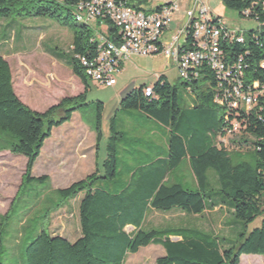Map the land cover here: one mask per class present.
I'll return each instance as SVG.
<instances>
[{"label":"trees","instance_id":"trees-1","mask_svg":"<svg viewBox=\"0 0 264 264\" xmlns=\"http://www.w3.org/2000/svg\"><path fill=\"white\" fill-rule=\"evenodd\" d=\"M223 2L239 11L241 16L242 10L249 5L242 0ZM77 3L78 0H0V21L47 18L72 29L71 51L61 57L85 87L83 94L65 98L45 112L34 111L17 96L10 64L0 56V151L27 159L26 185L44 180L32 177L42 149L54 129L70 122L74 113L84 106L92 81L76 55L93 58L97 55L98 44L92 42L93 28L73 19ZM260 18L264 20V13ZM108 23L110 38L115 40L117 31ZM236 49L250 52L247 57L252 65L249 71L254 73L255 69V75L260 76L264 43L257 45L248 38L245 45ZM182 85L193 105L187 114L181 108L178 89L165 76L152 87L155 97H147L145 89L148 87H141L128 94L120 104L121 110L141 112L166 129L164 153L155 161L132 170L120 181V137H112L103 164L105 175L100 176L97 168L87 178L58 191L56 211L83 196L79 204L81 237L70 242L53 235L48 228H41L25 248L24 260L13 264H125L130 255L151 245L162 246L166 252L157 264H241L244 255L264 256V110L260 109L264 108V97L255 111L242 113L247 128L239 144L253 145V151L247 155L219 145L220 134H225V112L215 103V81L211 72L202 73V78L193 85V94L185 83ZM102 110L100 104L98 119ZM94 129L98 146L102 136L100 126ZM112 129L115 135L122 136L116 132L114 124ZM184 161L189 163L195 179L192 188L178 180L177 174ZM211 171L217 178L215 186L209 178ZM171 175H176L173 181ZM219 206H226L231 212V224L236 227L233 238L199 226L144 228L150 210L178 208L186 215L198 217ZM9 217V214L0 216V254L4 248L1 227ZM256 221H260V225L250 230V225ZM128 227L134 231L129 233ZM0 264H4L1 257Z\"/></svg>","mask_w":264,"mask_h":264},{"label":"rangeland","instance_id":"rangeland-1","mask_svg":"<svg viewBox=\"0 0 264 264\" xmlns=\"http://www.w3.org/2000/svg\"><path fill=\"white\" fill-rule=\"evenodd\" d=\"M170 2L178 4L179 12L170 24L171 31L166 33L168 41L179 29L180 20L189 10L192 0H152V6L156 8ZM205 4L232 30L252 31L259 27L255 20L242 17L239 11L229 8L223 0H205ZM76 13L74 9L72 12L74 20ZM105 27L109 28L110 24L106 22ZM4 28L9 30L6 38L2 37ZM98 31H103L100 25ZM72 42V29L52 19L26 18L0 21V50L9 51L16 89L20 94L27 96L28 100L34 91L37 95L38 90L47 94L52 90L64 88V84L55 76L61 78L65 74L70 75V68H65V60L61 55L66 57L71 51ZM51 56L61 63L54 64ZM161 76H165L168 82L178 89L181 108L184 114H187L193 106L191 96L185 91L173 61L164 55L135 56L124 63V69L117 76L115 86L105 87L98 82L90 81L84 106L74 113L70 122L54 129L32 171L33 178L44 180L26 185L24 178L27 162L23 163L20 159L13 158L14 155L10 152L0 151V216L10 215L1 227L4 248L0 257L4 264L23 261L25 248L41 228H48L52 234L68 233L72 238L78 233L77 208L79 199L81 200L83 196L71 200L56 211L55 206L59 202L58 191L93 174L97 164L101 171L100 176H103V173L105 175L103 164L112 137H120L118 142L120 181H124L132 170L155 161L164 153L162 137L165 136L166 129L141 112L121 110L120 107L121 101L128 94L141 87H154ZM25 80L30 82L28 87H23ZM67 89L68 96L76 94L73 85L67 86ZM37 100L38 98L35 103L34 99H31V104L39 111H45L47 107L55 104L51 97L45 98V104ZM100 104L103 105V110L101 118L98 119ZM113 124L116 132L122 136L114 134ZM97 125L100 126L102 134L98 146L94 129ZM93 145L95 148L90 150ZM233 146L232 152L248 155L253 151V145H240L239 141H234ZM251 157L249 155V158ZM178 174L180 182H185L191 188L195 186V179L187 161L182 163ZM214 177L216 178L211 171L209 178L213 186L217 184V178ZM175 178L176 175L170 176L171 181ZM223 215L225 223L222 222L219 212H207L204 218H194L197 216L186 215L178 208L171 211L150 210L144 228L149 230L199 226L218 235L233 238L236 235V227L231 224L230 210L224 211ZM259 225L260 221H256L249 228L253 230ZM239 227L242 229L243 225ZM127 231L131 233L134 229L128 227ZM159 252L157 247L146 249L137 257L131 256L127 264L134 260L157 264L155 258L160 256ZM257 257L264 256L244 255L241 257V264H253L252 261Z\"/></svg>","mask_w":264,"mask_h":264},{"label":"built area","instance_id":"built-area-1","mask_svg":"<svg viewBox=\"0 0 264 264\" xmlns=\"http://www.w3.org/2000/svg\"><path fill=\"white\" fill-rule=\"evenodd\" d=\"M242 1L249 3L242 16L255 20L259 24L257 30H232L207 7L205 0H192L179 29L168 41L166 33L171 31L170 24L179 12L175 2L153 8L152 0H78L76 22L93 28L92 42L98 44V49L93 58L81 55L76 58L87 77L105 87L117 84L124 63L135 56L169 58L192 94L193 85L202 78V73L211 72L215 103L225 112V134H220L219 145L232 151L233 141L245 136L247 126L242 113L255 111L264 97V61L259 64L262 73L257 76L255 69L254 73L249 71L250 52L236 49L245 45L248 38L257 45L264 43V20L260 18L264 0ZM106 22L117 31L115 40L110 38ZM99 25L102 32L98 31ZM145 94L155 97L152 87L146 88Z\"/></svg>","mask_w":264,"mask_h":264},{"label":"crops","instance_id":"crops-1","mask_svg":"<svg viewBox=\"0 0 264 264\" xmlns=\"http://www.w3.org/2000/svg\"><path fill=\"white\" fill-rule=\"evenodd\" d=\"M9 25V23L7 24V26ZM2 37L3 38H6V37H8V35H9V30H6L5 28L2 30ZM8 52L9 51H7V52H2L1 50H0V56H2L9 64H10V67H11V70H12V76H13V86H14V90H15V92H16V94H17V96L20 98V100L24 103V104H26L27 106H29L32 110H34V111H38V112H45L46 110H48L50 107H52V106H54V105H57V104H59L63 99H65V98H69V97H76V96H79V95H81V94H83L84 93V90H85V87H84V85L81 83V81L78 79V78H76V77H74V75H73V73H72V70L70 69V75H64V76H62L61 78H59V77H56L55 75V78L57 79V80H59L62 84H64V88H61V89H58V91L55 89V91H50V92H47V94L46 93H44V91H42V90H38V94L36 95V91H34V93H33V95H31V99H34V102L36 103V98H38V100L37 101H39L40 103H42V104H45L46 103V100H45V98H52L54 101H55V104L54 105H52V106H49V107H47V109L45 110V111H39V110H36V108H34V106H32L33 104H31L32 102H31V99L29 98V100L27 99V96H24V95H22V94H20L19 92H18V90L16 89V85H15V78H14V73H13V68H12V64H11V62H10V59H9V54H8ZM51 59H53L54 61H53V63L54 64H60L61 62L57 59V58H55L54 56H51L50 57ZM65 68L66 67H69L68 65H67V63L65 62ZM70 68V67H69ZM123 69H124V67H123ZM30 82L29 81H27V80H25L24 81V83H23V87L25 86V87H28L27 85L29 84ZM51 85V84H50ZM70 85H73V87L75 88L74 90H75V92H76V94L74 93L73 95H70V96H68V94H67V86H70ZM37 96V97H36ZM33 107V108H32ZM165 132H167V131H165ZM162 143H164V145H165V147H167V138H166V136H163L162 137ZM95 148V145H93L91 148H90V150L91 149H94ZM1 153V152H0ZM83 157L85 156V154L83 153V155H82ZM13 158H16V159H20L23 163L24 162H27V159L26 158H22V157H19V156H13ZM36 165V164H35ZM97 168H99V165L97 164V166H96ZM34 168H35V166H34ZM100 169V168H99ZM95 170H96V168H95ZM33 171H34V169H33ZM214 179H216L215 177H214ZM216 181H217V179H216ZM80 198V197H79ZM80 199H79V204H80ZM79 204H78V208H77V210H78V213H79ZM228 208L226 207V206H219V207H216L214 210H207L204 214H202L201 216H198V217H194V218H204L205 217V214L207 213V212H209V213H213V212H219L220 213V217L222 218V222H224L225 223V215H223V213H224V211H226ZM232 221H233V218H232ZM78 233H76L75 234V236H73V238L72 237H70L69 236V234L68 233H59V234H53V235H58V236H60V237H63V238H65V239H67V240H69L70 242H75L76 240H78L80 237H81V232H80V222H79V229H78V231H77ZM173 240L174 241H178V240H180V238H173ZM153 247V249L154 248H156L157 247V249H159V255L160 256H157L156 258H155V261L157 262V260L158 259H160V258H163L164 256H165V254H166V252H165V249L162 247V246H157V245H151V246H148V247H146V248H142V249H140V251L137 253V254H134V255H130L129 257H128V259H127V261H126V263L125 264H127V262H128V260L131 258V256H135V257H137L139 254H141L144 250H146V249H149V248H152ZM135 257H133V258H135ZM134 260V259H133ZM253 262V264H264V257H257L254 261H252ZM149 262H141V261H137V260H134V261H132L131 262V264H148ZM241 263H242V261H241Z\"/></svg>","mask_w":264,"mask_h":264}]
</instances>
